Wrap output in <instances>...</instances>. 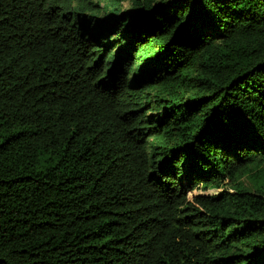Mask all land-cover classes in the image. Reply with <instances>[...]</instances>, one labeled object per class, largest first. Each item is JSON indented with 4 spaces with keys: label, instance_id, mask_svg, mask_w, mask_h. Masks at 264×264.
<instances>
[{
    "label": "trees",
    "instance_id": "1",
    "mask_svg": "<svg viewBox=\"0 0 264 264\" xmlns=\"http://www.w3.org/2000/svg\"><path fill=\"white\" fill-rule=\"evenodd\" d=\"M0 264H264V0H0Z\"/></svg>",
    "mask_w": 264,
    "mask_h": 264
},
{
    "label": "rangeland",
    "instance_id": "2",
    "mask_svg": "<svg viewBox=\"0 0 264 264\" xmlns=\"http://www.w3.org/2000/svg\"><path fill=\"white\" fill-rule=\"evenodd\" d=\"M130 8V3L128 1H124L121 3L120 9L121 10H127ZM242 181H245L244 179Z\"/></svg>",
    "mask_w": 264,
    "mask_h": 264
}]
</instances>
